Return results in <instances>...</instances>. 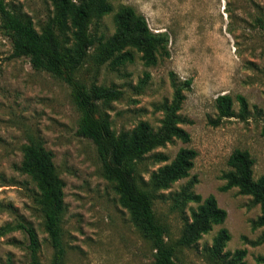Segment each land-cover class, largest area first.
Returning a JSON list of instances; mask_svg holds the SVG:
<instances>
[{
    "label": "rangeland",
    "instance_id": "obj_1",
    "mask_svg": "<svg viewBox=\"0 0 264 264\" xmlns=\"http://www.w3.org/2000/svg\"><path fill=\"white\" fill-rule=\"evenodd\" d=\"M32 17L36 28L52 14L51 0H7ZM114 12L106 15L101 32L115 31L113 15L121 5L133 6L154 32L169 36L158 63L146 66L135 51L133 62L118 69L96 66L92 59L77 77L90 85H113L123 96L104 109L119 132L148 121L154 129L161 125L163 111L170 102L174 82L183 85L185 99L179 111L181 124L191 140L175 139L149 156L141 170L151 172L170 163L182 147L194 148L198 155L190 176L163 190L155 201L160 219L166 220L173 243L182 235L184 217L172 207L171 193L196 178L193 190L203 198L213 194L227 211L224 223L214 225L191 247L179 248L183 264H224L209 249L218 232L225 228L231 238L224 253L247 251V264H264V243L254 242L264 227L254 228L261 207L250 195L234 187L221 190L224 174L231 167L230 155L246 149L255 158L254 177L264 175V0H112ZM150 74L147 83L141 80ZM190 80V84L185 82ZM70 85L53 74L36 70L26 56L14 57L11 38L1 29L0 18V264H30L27 234L15 227L29 223L41 241L40 259L51 264L55 250L45 229L44 212L38 201L39 189L31 175L21 170L23 148L32 140L53 152L56 168L65 182L66 211L62 227L66 256L63 264H154V251L119 201V195L102 173L95 143L78 134L81 113ZM234 99L236 116L216 123V99L221 94ZM243 95L249 103L246 119L238 116ZM9 228V229H8Z\"/></svg>",
    "mask_w": 264,
    "mask_h": 264
},
{
    "label": "trees",
    "instance_id": "obj_2",
    "mask_svg": "<svg viewBox=\"0 0 264 264\" xmlns=\"http://www.w3.org/2000/svg\"><path fill=\"white\" fill-rule=\"evenodd\" d=\"M112 0H51L52 14L36 28L31 16L16 8L7 0H0L1 29L12 40L13 56H26L34 69L47 71L67 82L72 97L81 113L78 134L90 138L96 145L102 163L103 176L113 184L120 204L130 212L134 224L154 251V264H183L178 257L179 248L195 245L201 237L222 224L227 211L213 194L203 198L193 188L196 178L190 180L180 191L171 193L172 207L185 212L189 203L190 216L184 217L182 235L173 243L169 227L155 210V201L164 198L163 190L176 181L189 177L198 152L182 147L170 162L151 172L148 179L142 175L144 161L153 156L155 161H166L162 153H153L175 139L189 142V132L181 126L184 122L179 113L185 99L183 85L174 82V95L159 108L163 118L159 128L154 129L148 121H140L129 130L117 132L104 106L123 96V91L113 85H88L77 77L89 59L96 66L118 69L133 62L135 51L141 53L148 67L158 63L162 49H166L169 36L154 32L146 18L130 5H121L113 15L115 31L111 36L101 32L104 17L114 12ZM150 74L141 80L147 83ZM190 84V80L185 82ZM240 103L238 116L246 119L249 103L245 96L237 95ZM218 117L216 123L236 116L232 95L221 94L216 99ZM21 170L32 176L39 189V203L44 212V223L55 254L51 264H63L66 256L63 233V217L66 211L65 182L54 163L53 152L32 140L23 148ZM231 169L224 174L226 183L221 190L238 188L241 194L250 195L261 207V214L253 221L254 228L264 227V175L254 177L255 158L246 149H236L230 155ZM14 228L23 230L29 239L30 264H43L40 259L41 241L32 224L19 223ZM9 229V228H8ZM231 236L222 228L214 238L209 251L224 264H247V251L238 249L224 253ZM264 243V233L254 244ZM264 262V256L258 258Z\"/></svg>",
    "mask_w": 264,
    "mask_h": 264
}]
</instances>
